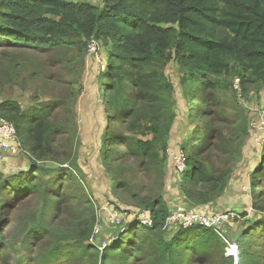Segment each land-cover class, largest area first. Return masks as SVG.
<instances>
[{
	"label": "rangeland",
	"instance_id": "374dc122",
	"mask_svg": "<svg viewBox=\"0 0 264 264\" xmlns=\"http://www.w3.org/2000/svg\"><path fill=\"white\" fill-rule=\"evenodd\" d=\"M68 1L95 6L102 2ZM90 41L81 54L75 50L40 51L28 46L0 48V104L16 102L25 110L56 100L53 118L66 124L64 131L53 137V149L46 152L33 153V145L25 134L22 139L16 134L11 142L0 138V173L4 176L32 172L33 165L51 171L39 176L42 184L36 193L31 191L20 201L8 198L6 210L5 204H0V264H45L41 260L53 240L73 244L82 236L84 244L97 253L76 264H100L101 254L111 247L114 248L108 255V264H115V260L116 264H155L154 236H149L148 244L145 234L140 235L138 230L140 236L131 244L129 229L136 220L151 225V214L144 206L159 196L168 210V222L162 226L167 241L177 232L178 222L166 228L171 226L169 218L177 212L218 220L215 231L227 243L223 251L210 253L203 262L196 256L186 264H242L237 238L264 218V174L260 187H252L251 180L264 163V84L249 80L241 85L234 73L223 75L218 83H212L218 85L216 89L205 91L206 105H202L203 97L192 98V85L183 81L186 71L174 61L167 63L164 75L174 88L170 102L175 118L167 137L165 162L161 163L160 149L156 151L157 161L152 162L135 153L131 141L151 140L152 135L144 129L150 124L153 109L133 116L131 110L118 112L110 119L103 100L107 93L100 90L105 51ZM126 91L131 93L132 87ZM206 107V117L199 119L198 112ZM0 119L9 122L1 116ZM195 131L196 146H203V163L217 176L227 178L213 199H196L192 203L182 194V177L174 166L179 154L186 158L195 141ZM112 132L118 135L117 146L108 149L104 139ZM107 153L112 155L104 159ZM58 167L72 173L67 186H56L51 181L52 171ZM116 168L120 174L110 170ZM115 176L126 181L116 191L112 188ZM5 198L7 195L2 199ZM81 225L88 231L82 232ZM229 245L237 250L233 252ZM117 246L121 248L114 251ZM126 247L129 255L122 256ZM257 252L264 253V244L258 246Z\"/></svg>",
	"mask_w": 264,
	"mask_h": 264
},
{
	"label": "trees",
	"instance_id": "16d2710c",
	"mask_svg": "<svg viewBox=\"0 0 264 264\" xmlns=\"http://www.w3.org/2000/svg\"><path fill=\"white\" fill-rule=\"evenodd\" d=\"M101 1V6H95L68 0H0V48L28 46L40 51L75 50L81 54L88 40H91L90 44L93 42L102 47L106 66L104 73L99 75L100 90L102 94L107 93L103 100L111 113L110 119L118 112L131 110L133 116L144 115L147 108L153 109L150 124L144 129L152 135L151 140L131 141L133 151L148 161L156 162V151L160 149L161 163L165 162L167 137L175 118L170 102L174 88L164 75L167 63L174 61L186 71L183 81L188 80L192 85V98L203 97L202 105H206L205 91L216 89L218 85L212 83H218L223 75L234 73L241 85L249 80L264 84V0ZM130 86L131 93L126 91ZM53 103L21 110L16 102H3L0 116L12 122L19 139L24 134L27 136L33 145V153L35 150L46 152L53 149V137L66 127L64 122L53 118ZM206 111H209L208 107L200 109L199 119L206 117ZM203 133L207 134L206 131ZM117 136L112 132L104 139L106 148L117 146ZM197 137L195 131V141L189 146L185 169L180 175L182 194L187 202L191 200L192 203L199 199L205 202L210 197L213 199V195L223 189L227 178L217 176L203 163L200 154L203 146H196ZM109 155L112 153H107L104 159ZM32 167V172L10 177L0 173V204H5V210L10 203L8 198L20 201L31 191L36 193L42 184L39 176L51 172L39 166ZM110 170L115 175L120 174L119 168ZM255 172L251 177L254 188L256 185L260 187L264 163ZM52 173L51 181L56 186H67L72 175L71 171L61 167ZM125 184L124 179L115 176L112 188L116 191ZM60 192L61 188L56 190V195ZM4 195H7L5 200L2 199ZM144 207L151 214V225L136 220L129 229L133 237L131 244L139 234H145L143 238L148 244L149 236H154L155 264H186L196 256L203 262L210 258V253L223 251L226 243L222 235L200 225L187 228L179 225L177 232L167 241L162 230L168 215L163 198L155 197ZM84 231L88 229L82 226ZM84 241V236L73 244L53 240L41 261L45 264H76L94 253L96 257L97 252H93ZM263 244L264 218L237 238L242 264H263L264 253L257 252L258 246ZM113 248L101 254L100 264H108V255ZM120 248L117 246L114 251ZM124 250L122 256H128L126 251L130 249L126 247ZM122 260L126 262V258ZM114 262L116 264V260Z\"/></svg>",
	"mask_w": 264,
	"mask_h": 264
},
{
	"label": "built area",
	"instance_id": "2783aa9c",
	"mask_svg": "<svg viewBox=\"0 0 264 264\" xmlns=\"http://www.w3.org/2000/svg\"><path fill=\"white\" fill-rule=\"evenodd\" d=\"M95 47L92 46L90 48V50H94ZM14 137H16V131L15 128L12 126V124H10L9 122L0 119V138L3 140H9V142L14 140ZM184 156L183 154H179L178 158L175 161V169L178 172V174H181L184 169H185V165H184ZM178 213V212H177ZM176 213V214H177ZM174 215L172 217L169 218V223L170 225H174L177 222L179 223L178 225L182 226L183 228H187L193 225H200V226H205L207 228H212L214 230H218L217 228L218 226V220H214L211 218H208L206 216H204L203 214H187V216H185V213L182 212V214H177ZM117 220V218H116ZM113 221V219H112ZM118 221V220H117ZM142 222V220H140ZM143 223V222H142ZM147 223V221H146ZM218 232V231H217ZM227 244V243H226ZM230 249L234 252L235 249L237 250V248L232 247V245H229ZM232 252V253H233Z\"/></svg>",
	"mask_w": 264,
	"mask_h": 264
}]
</instances>
